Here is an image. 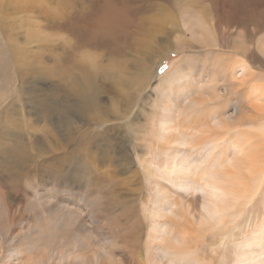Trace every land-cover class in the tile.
<instances>
[{
  "label": "rangeland",
  "instance_id": "rangeland-1",
  "mask_svg": "<svg viewBox=\"0 0 264 264\" xmlns=\"http://www.w3.org/2000/svg\"><path fill=\"white\" fill-rule=\"evenodd\" d=\"M100 1L0 0V49L15 45L23 62L17 87L7 75L0 85V262L54 254L52 264H82L85 253L97 263L99 253L100 264H146L155 196L170 187L154 174L171 153L176 162L184 157L177 133L191 141L200 124L219 137L213 167L223 183L231 177L228 189L240 199L230 196L237 204L217 226L188 220L178 229L205 264H264V176L260 182L249 172L258 150L264 163V0ZM102 23L104 34L96 32ZM241 63L249 68L243 75ZM79 82L95 93L97 107L87 114L73 106ZM168 118L178 131L173 145L164 142ZM209 148L189 155L198 163L192 172L203 171L207 158L210 165ZM199 192L179 190L175 198L198 205ZM191 213L200 217L199 208ZM136 218L142 232L133 246L112 224L133 228ZM155 257L167 260L161 250Z\"/></svg>",
  "mask_w": 264,
  "mask_h": 264
},
{
  "label": "bare ground",
  "instance_id": "bare-ground-1",
  "mask_svg": "<svg viewBox=\"0 0 264 264\" xmlns=\"http://www.w3.org/2000/svg\"><path fill=\"white\" fill-rule=\"evenodd\" d=\"M24 1L28 2L29 0H24ZM101 1L99 2V5L102 4ZM101 8H102V6H101ZM102 13H103V10H102ZM106 13H104V14H106ZM79 26H81V25L79 24ZM63 27H64V25H63ZM104 27L106 28V26H104L103 23L99 24L97 29H96V32H97V30H99L100 33L104 34V29H105ZM85 28L88 29L87 27H85ZM92 28H94V27H92ZM91 31H92V29H91ZM111 31H113V30H111ZM90 32H88V33H90ZM93 32H94V29H93ZM113 32L115 33V30ZM95 35H97V33ZM85 36H87V35H85ZM121 36L123 37V35H121ZM104 39H106V38H104ZM116 40L117 39L115 38V41ZM88 42H90V41H87V43ZM97 42H99V41H97ZM107 42H108V40H107ZM112 43H114V42H112ZM14 46L15 45H10V46L6 45L2 49H0V85H2L4 83L3 78H1V77L7 75L8 76L7 79H8L9 82L12 83L13 87H17L15 85L16 84L15 81H16V78L19 77V75H20L19 71H22V70H19L18 65L23 63V62L20 61L19 57H18V61H16V59L14 58L15 49H16V46L15 47ZM90 46H92V44H90ZM79 47L81 48L80 44H79ZM82 47H83V44H82ZM83 49H86L85 46H84ZM91 49H93V48L91 47ZM117 52H119V51H117ZM240 68H241L242 75L245 74L246 72H248V70H249L247 65L244 64V63L243 64L241 63ZM170 82H171V79H170ZM185 85H186V83H185ZM170 88H172V87H170ZM166 89H168V88H166ZM167 91H169V89ZM71 92H73L74 95L78 98V103H75V104L73 103V106H74L75 109L83 108L86 111V114H87L88 111L90 112L93 109V107L97 104V103L94 104L95 101H96L95 93L94 92L91 93V92L87 91L85 89V86H84V84L82 82L77 83L74 86L73 91H71ZM257 92L260 93L259 91H257ZM232 93L235 94L233 92V88L226 90V94L231 95ZM262 93L264 95V92H262ZM163 95H165L163 97H166V101L164 103V104H166V102L169 99L168 98L169 96H168V94H165V92L163 93ZM259 95L260 94H258V96ZM259 97H261V95ZM211 98H212L213 102H215L214 100L217 99L214 96H212ZM261 98L264 99V96H262ZM172 103L173 102H171L167 106L165 105L166 111H169V109L171 111L172 106H173ZM40 105H41L40 113L42 114L43 117L46 118V116L48 115L46 103L43 102V103H40ZM73 106H71V108H73ZM95 107H97V106H95ZM260 115L258 113L257 115H255V118L258 119V117ZM166 116L168 117V115H166ZM260 117H262V115ZM218 118L219 117H218L217 113L212 112V119L211 120H212V125L215 126V127H219L220 126V120ZM257 121H259V120H257ZM164 123H165V129L168 130L167 137H169L168 139H167V137H166V139H164L165 143L173 145L179 139H181L180 137L182 135L184 136V134H182V132H178L177 129H173V123H174L173 119L168 118L166 121H164ZM69 125H75V124H73V122L70 121ZM190 126H191V124H190ZM199 127H201L200 130L197 129ZM204 127H205V129L207 128L204 125L198 124V127L196 128V130L194 129L195 132H197V135L194 136V137H191L192 138L191 141L190 140H186V138L184 140L183 136H182L180 145L183 146V147H186V149H184L183 155H182L184 157H182V159H180L179 161L176 162L175 161L176 160L175 154L171 153L168 156V160H167V164L165 166V169H162V171H161L162 173H160L159 175L157 173L154 174L158 178V181L159 180L165 181V182H167L170 185V187H168V186L166 187L165 185H163V186L161 185L160 189L157 190V195L155 196L156 197V201L154 203L155 207L153 208L154 209L153 211L151 210L152 211L151 212L152 213L151 214V218L153 219V226L150 229V233H149V237H148V245H147V248H146V251H147L146 264H203L204 263L203 257L201 256L203 261L200 260L201 257L199 258L200 255L198 253V249H196L192 245L195 242V240H194V242L192 240V244L191 245L194 247V249H192L191 248L192 246L191 247H190V245L188 246L190 241L188 242V240L186 238V232H184L185 230L181 231V230L178 229L180 227V224L182 223V221L185 223V222H188V220H191V222L195 226H197V224L203 225V227L206 226V225L210 226L212 224L217 226L223 220L224 214L226 212H228V210H233L234 207L237 204V203L236 204L234 203V200H232L230 198V196H232V197L235 196V198L237 199V202L240 199L237 195H235L232 192L231 189H228V187H229L228 185L231 183V177L229 179L227 178L228 182H225L226 181L225 180L224 183H223V181H222V177L223 176H221L222 175L221 172L218 171V169H214V167H213L214 164L215 165L219 164V161H220L219 160L220 153L219 152L215 153L216 150L220 147L219 142H218V138L219 137L215 136V137L210 138L209 137L210 132H208L209 130L208 131L206 130V132H204V130H202V128H204ZM187 129H189V128L187 127ZM208 129H209V127H208ZM212 129H213V127H212ZM174 130H175V132L176 131L178 132L177 133L178 136L176 135L178 137V140L175 137H173V135H172V131L174 132ZM261 130L262 131H259V132H263L264 133V131H263L264 129H261ZM259 135H261V134H259ZM163 138H165V136ZM262 139H263V137H262ZM252 140H254V139H252ZM248 141H250V139ZM207 146H209L210 147L209 149H211V152H209V154L212 153V155H209V157L211 158L209 160L210 165H209L208 161H206L207 159H209V158H207L203 162V164L205 163V165H206V167L203 169V171L197 170L196 172H192L191 171L192 165H194V164L198 165V163L196 162V163L192 164L191 161H190V156L189 155L190 154H194V153L198 154L204 148L206 149ZM237 150L239 151V153H243L244 152L242 147H238ZM191 151H193V152L190 153ZM262 151L263 150H258L259 155L257 157L253 158L254 162H255L254 163L255 167H254L253 170H251V169L249 170V172L254 175V176L253 175L252 176L254 178L256 177L258 179V181H260V182H261V180H262V178L264 176V163H263V159L261 158ZM246 152H248V151L246 150ZM262 156L264 157V153L262 154ZM246 165L249 166L248 164H246ZM219 167H221V165ZM248 168H250V167H248ZM198 169H199V166H198ZM156 170H158L160 172L161 169L160 170L156 169ZM246 171H247V169H246ZM241 172H244V170L241 171ZM246 174L248 175L249 173H246ZM224 177H225V175H224ZM225 179H226V177H225ZM235 184L236 183H234V181H233L232 185L236 186ZM243 184H245V183H243ZM158 185H159V183L157 184V186ZM232 189H233V187H232ZM179 190L182 191L184 194H190L192 196L197 195L198 193H200L199 191H203L204 195H203L202 201L197 205L196 203L192 204L191 202H189L186 199L184 201V198L178 199V197H179L178 195H177L178 197L175 198V194L176 193L178 194ZM234 192H235V190H234ZM96 193L102 194L101 191H97ZM200 194H202V193H200ZM166 207H167V209H165ZM195 208H199V216H200L199 218H197L195 213L194 214L191 213V210H195ZM132 211H133V206L132 205L127 206V208H125L123 210V212H127V214H130ZM189 215H191L190 219H189ZM226 216H232L231 212H230V215L227 214ZM136 219H137V223H136V225L133 228L131 226H128L126 223H120L119 224V223H115L114 222L112 224V227L118 228L120 230V232H121L122 237L119 234L120 241L127 242L128 238H129V239H132L129 242V245H133V246L136 245L135 242H137V240L140 238V234L142 232L140 230L142 228L141 227L142 224L139 223L140 220L138 218H136ZM126 221H127V219H126ZM184 225L185 224H183L181 226H184ZM168 226H169V228L170 227L171 228H170L169 231L168 230L166 231ZM182 229H183V227H182ZM192 239H194V238H192ZM103 244L107 245L106 242H104ZM87 248H89L88 245L86 247H84V249H79L78 252L79 251L80 252H84V250H86ZM20 249H22V248H20ZM20 249L13 251L15 253V257H17V259L21 257L20 256L21 254H23V251H20ZM159 250H161L163 252V255L167 258V260H165L164 258L159 259V258L155 257V253L157 251H159ZM69 252H70V250L65 249V253H69ZM131 252H133V251H131ZM25 254L27 255L28 253H25ZM61 254H64V253H61ZM73 254H75V253H73ZM64 256L66 257V255H64ZM97 256L98 257L95 260V261H97V263H94L93 259H91L90 256L86 255L85 253H82V255H81V259H83L82 264H88V261H91L92 264H100V261H99L100 254L98 253ZM135 256H136V253H133V259H135ZM22 257H24V256H22ZM10 260H14V258H10ZM53 260H54V254L53 255L49 254V257L46 258V259H43L42 257H39V256H35L34 259H30V258H28V260H24L23 259V261L21 263H17V264H52ZM66 261H67V259H66ZM9 262H16V261L14 260V261H9ZM17 262H19V260H17ZM0 264H5V263H1L0 262ZM65 264H78V263H76L75 261H72V260L71 261L68 260L67 262H65ZM256 264H263V262L256 263Z\"/></svg>",
  "mask_w": 264,
  "mask_h": 264
}]
</instances>
